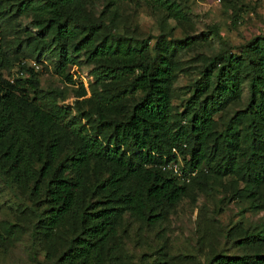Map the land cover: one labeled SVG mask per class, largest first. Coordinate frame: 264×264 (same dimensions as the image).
<instances>
[{"label": "trees", "instance_id": "16d2710c", "mask_svg": "<svg viewBox=\"0 0 264 264\" xmlns=\"http://www.w3.org/2000/svg\"><path fill=\"white\" fill-rule=\"evenodd\" d=\"M143 1L186 19L184 0ZM110 5L96 15L89 0H0V175L26 189L34 215L26 228L0 227H16L17 235L27 229L54 264H132L121 235L125 216L165 222L190 188L209 180L231 178L250 208H264V35L204 58L183 109L174 112L179 54L194 37L160 32L151 47L116 32ZM81 53L95 65L96 85L73 106L63 104L58 88L43 89L21 62L49 58L73 82L68 65ZM244 85L246 106L217 130L216 114L241 99ZM179 157L187 158L181 173L189 180L173 171ZM234 243L248 251L217 253L209 264H264L263 224ZM181 258L162 247L139 264Z\"/></svg>", "mask_w": 264, "mask_h": 264}, {"label": "rangeland", "instance_id": "374dc122", "mask_svg": "<svg viewBox=\"0 0 264 264\" xmlns=\"http://www.w3.org/2000/svg\"><path fill=\"white\" fill-rule=\"evenodd\" d=\"M186 19L180 21L167 17L143 0H89V6L100 15L111 2L110 9L118 13L117 33L137 39H148L152 47L156 37L163 32L168 39L194 37L195 43L179 54L181 70L173 85L172 105L181 111L190 95V85L200 77L203 59L222 49H233L258 35H264V0H184ZM27 25L28 18L22 20ZM38 76L43 89L58 88L65 95L63 104L73 106L77 99L89 96L96 85L95 65L86 61L82 53L77 64H69L73 82L56 73L54 60L31 57L22 59ZM20 62V64H21ZM19 61L10 74L16 75ZM7 77V71H3ZM26 77V72L19 73ZM84 96H78L79 91ZM248 101L246 86L242 97L215 116L216 129L235 111L243 109ZM73 115L76 111L73 110ZM187 159V158H186ZM179 157L171 165L174 173L182 175L185 160ZM177 170V171H175ZM194 174V173H193ZM190 188V192L174 208L167 221L156 225L136 221L125 216L121 235L132 264L151 260L159 248L165 247L173 257H182L175 264H209L214 254H243L248 250L234 243L245 232H256L264 225V208L254 210L249 201L237 195L241 185L232 187L231 178L220 182L207 181ZM30 198L24 187L9 186L0 175V222L24 225L34 222ZM16 227H0V264H54L55 257H48L41 245L34 243L30 233L23 230L17 235ZM8 231V232H6ZM238 231V233H237ZM229 232L233 235H229Z\"/></svg>", "mask_w": 264, "mask_h": 264}, {"label": "built area", "instance_id": "2783aa9c", "mask_svg": "<svg viewBox=\"0 0 264 264\" xmlns=\"http://www.w3.org/2000/svg\"><path fill=\"white\" fill-rule=\"evenodd\" d=\"M175 171H177V170H175Z\"/></svg>", "mask_w": 264, "mask_h": 264}]
</instances>
